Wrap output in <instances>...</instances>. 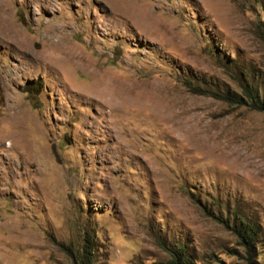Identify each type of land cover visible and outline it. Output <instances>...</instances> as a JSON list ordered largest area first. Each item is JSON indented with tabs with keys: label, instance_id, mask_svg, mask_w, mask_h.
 <instances>
[{
	"label": "rangeland",
	"instance_id": "374dc122",
	"mask_svg": "<svg viewBox=\"0 0 264 264\" xmlns=\"http://www.w3.org/2000/svg\"><path fill=\"white\" fill-rule=\"evenodd\" d=\"M245 86L264 0H0V264H72L84 231L93 264H264Z\"/></svg>",
	"mask_w": 264,
	"mask_h": 264
},
{
	"label": "trees",
	"instance_id": "16d2710c",
	"mask_svg": "<svg viewBox=\"0 0 264 264\" xmlns=\"http://www.w3.org/2000/svg\"><path fill=\"white\" fill-rule=\"evenodd\" d=\"M34 87L29 88L30 91L33 90ZM245 95L247 97V101L249 103V107L256 111L264 112V101L260 100L259 94L253 88H249L248 86L244 87ZM33 108L37 109L35 104H33ZM239 237L242 239V246L245 248H249L246 252L250 255V248L254 245V234L255 231L253 227L244 224L242 231H238ZM161 247L170 254L171 256V264H192L190 258L186 257V251L184 247H173L167 248L163 245ZM62 250L65 254L70 258L72 264H93L95 258V241L94 235L88 231H84L82 234L81 245L78 249L73 250L68 246H62Z\"/></svg>",
	"mask_w": 264,
	"mask_h": 264
}]
</instances>
